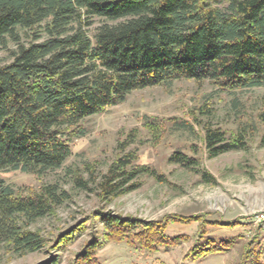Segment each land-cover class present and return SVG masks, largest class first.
Here are the masks:
<instances>
[{
	"label": "trees",
	"instance_id": "trees-1",
	"mask_svg": "<svg viewBox=\"0 0 264 264\" xmlns=\"http://www.w3.org/2000/svg\"><path fill=\"white\" fill-rule=\"evenodd\" d=\"M8 44L14 46L11 61L0 66V175L60 170L72 141L85 135L79 124L136 91L180 80L208 82L229 94L264 88V0H0V48ZM260 117L264 122V103ZM203 130L209 159L247 148L244 130L230 140L220 129ZM135 161L124 154L101 176L97 188L103 200L135 191L140 177L162 181ZM169 162L197 167L178 152ZM201 178L216 183L207 173ZM74 183L88 189L80 178ZM68 200L56 183L21 195L0 177V248L19 257L43 251L47 241L33 226ZM98 218L106 229L104 242L154 250L168 242L162 226ZM82 229L61 234L52 250L71 243ZM99 245L90 242L76 261L99 264L94 256ZM232 247L209 239L196 245L190 259L223 255ZM251 251L244 262L253 264ZM59 263L54 255L40 264Z\"/></svg>",
	"mask_w": 264,
	"mask_h": 264
},
{
	"label": "rangeland",
	"instance_id": "rangeland-1",
	"mask_svg": "<svg viewBox=\"0 0 264 264\" xmlns=\"http://www.w3.org/2000/svg\"><path fill=\"white\" fill-rule=\"evenodd\" d=\"M13 49L12 44L0 48V66L11 61ZM263 103L264 88L229 94L208 82L180 80L133 92L122 104L82 121L79 128L85 135L72 141L71 156L60 170L42 176L20 171L0 175L21 195L54 183L69 194L66 203L33 226L47 241L46 248L23 257L0 248V264H40L54 255L59 264H81L77 256L90 242L100 244L94 253L99 264H252L244 262L251 250L253 264H264ZM208 126L220 129L228 140L244 130L246 150L209 159L203 144ZM177 152L194 159L196 169L171 164L169 158ZM127 153L162 181L140 177L135 191L105 201L97 188L101 176ZM202 173L216 183H202ZM75 178L86 181L88 189L78 188ZM100 215L162 226L166 244L181 243L154 250L104 242ZM79 227L83 229L71 243L52 250L61 234ZM209 239L233 247L223 255L191 260L196 245Z\"/></svg>",
	"mask_w": 264,
	"mask_h": 264
}]
</instances>
